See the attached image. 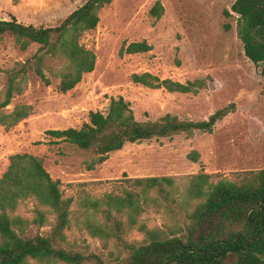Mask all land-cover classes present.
Wrapping results in <instances>:
<instances>
[{
	"label": "trees",
	"instance_id": "1",
	"mask_svg": "<svg viewBox=\"0 0 264 264\" xmlns=\"http://www.w3.org/2000/svg\"><path fill=\"white\" fill-rule=\"evenodd\" d=\"M111 1L84 0L55 25L25 24L13 15L0 18V34L10 35L20 50L38 44L32 56L3 71L4 130L33 112L25 103L7 109L11 99L25 91L30 72L46 85L51 76L58 79V89L67 92L93 71L96 55L82 37L96 28L100 10ZM163 12L159 0L149 10L155 19ZM224 12L236 15L244 54L255 65L261 63L264 77V0H234ZM150 48L146 41H134L124 50L134 54ZM131 79L147 88L178 93L195 94L206 86L203 79L182 83L150 72L133 73ZM234 110V103H229L203 120H182L170 113L138 120L129 103L118 97L110 99L106 111H90L79 128L48 129L45 134L91 153L86 168L92 170L126 143L211 133ZM188 158L196 162L199 153L192 150ZM8 160L0 176V264H25L29 259L39 264H264V165L230 176L198 172L127 177L112 181L111 188L100 193L87 187L101 181L81 182L74 195L64 196L61 181L50 176L42 157L24 152L11 154ZM26 204L32 206L31 217L18 212ZM148 211L169 222L148 227L142 218ZM71 223L97 238L107 249L108 260L75 249L66 235ZM130 230H137L142 239L128 241L125 235Z\"/></svg>",
	"mask_w": 264,
	"mask_h": 264
},
{
	"label": "rangeland",
	"instance_id": "2",
	"mask_svg": "<svg viewBox=\"0 0 264 264\" xmlns=\"http://www.w3.org/2000/svg\"><path fill=\"white\" fill-rule=\"evenodd\" d=\"M83 1L0 0V18L13 15L25 24L55 25ZM156 1L112 0L100 10L96 28L82 37L96 55L94 69L73 89L61 92L58 79L51 76L46 85L29 73L25 91L14 96L7 109L25 103L33 106V112L7 131L0 126V176L9 155L24 152L42 157L50 176L61 181L64 196L74 195L81 182L101 181L87 187L100 193L109 190L112 181L127 177H182L198 172L230 176L234 171L263 167L262 65L245 56L236 32V15L224 12L234 0H159L164 8L159 19L149 13ZM134 41H146L151 48L126 53L124 48ZM37 48L32 43L20 50L10 35L0 34V88L5 82L3 71L32 56ZM143 72L182 83L203 79L206 86L195 94L151 89L131 79L133 73ZM118 97L129 103L138 120H155L166 113L182 120H203L229 103H234L235 110L217 122L211 133L126 143L92 170L86 168L91 153L45 134L48 129L79 128L90 111L104 112L110 99ZM192 150L199 153L196 162L188 158ZM31 207L21 205L18 212L31 217ZM142 218L148 227L169 222L152 211ZM66 235L75 249L102 254L108 260L101 242L73 223ZM125 238L139 241L142 234L130 230ZM25 264L39 263L29 259Z\"/></svg>",
	"mask_w": 264,
	"mask_h": 264
}]
</instances>
